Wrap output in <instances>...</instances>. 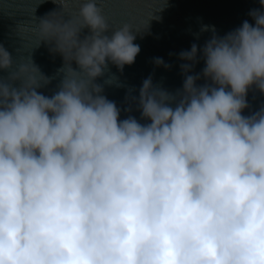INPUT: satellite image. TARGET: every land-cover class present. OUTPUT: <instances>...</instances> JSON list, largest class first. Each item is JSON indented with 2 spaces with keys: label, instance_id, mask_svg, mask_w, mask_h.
Instances as JSON below:
<instances>
[{
  "label": "clouds",
  "instance_id": "1",
  "mask_svg": "<svg viewBox=\"0 0 264 264\" xmlns=\"http://www.w3.org/2000/svg\"><path fill=\"white\" fill-rule=\"evenodd\" d=\"M80 2L78 18L38 24L73 37L80 70L65 60L58 91L36 90L51 80L35 81L31 58L0 77V264H264V107L242 115L249 88L264 93V11L222 37L211 28V84L186 75L171 94L144 80L141 124L95 81L108 61L134 63L133 33L154 17L111 28L103 0ZM197 52L180 53L185 73ZM12 67L0 44V70Z\"/></svg>",
  "mask_w": 264,
  "mask_h": 264
},
{
  "label": "water",
  "instance_id": "2",
  "mask_svg": "<svg viewBox=\"0 0 264 264\" xmlns=\"http://www.w3.org/2000/svg\"><path fill=\"white\" fill-rule=\"evenodd\" d=\"M160 4L161 0H103L102 7L111 28L129 23L134 28L142 29L146 19L151 15L154 17L148 21L144 31L133 33L136 36L134 43L140 47L134 63L125 65L121 71L108 61L104 75L95 81L103 86L101 94L115 102L120 109V120L132 116L141 124L150 123L142 118L138 103L143 81L149 77L155 88L171 94L182 91L186 75L200 76L196 81L197 87L211 84L202 75L205 63L201 51L213 35L211 28L214 27L215 34L222 37L239 28L244 21L255 26L249 13L252 10L264 11L260 0H166L163 10L156 11ZM80 7V0H73L63 9L56 0H0V44L13 59V67L0 70V77L6 80L10 72L16 70V63L31 58L39 71L33 69L31 72L35 81L42 79L40 73L51 80L47 85L41 82V87L36 90L49 97L58 91L63 78L59 70L63 68L65 60L71 62L75 51L73 37L53 29L45 39L38 30V24L54 12L57 13L48 17L54 24L76 19ZM205 27L208 30L202 31ZM89 31L83 29L79 38L82 40ZM193 44L198 48L196 62L191 71L185 73L181 65L192 62L180 59V53L190 51ZM157 58H161L164 65L169 67L157 65ZM71 66L76 71L80 70L74 60ZM109 79L113 82L105 83ZM12 83L17 88L21 85L19 80ZM246 100L248 108L242 111L243 116L264 107V93L255 86L249 88Z\"/></svg>",
  "mask_w": 264,
  "mask_h": 264
}]
</instances>
